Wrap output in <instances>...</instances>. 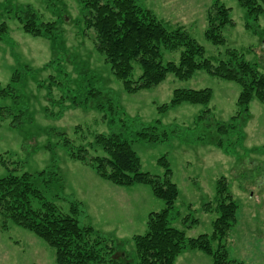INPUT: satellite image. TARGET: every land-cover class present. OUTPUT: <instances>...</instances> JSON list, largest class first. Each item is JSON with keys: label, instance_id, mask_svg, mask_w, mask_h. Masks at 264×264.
Listing matches in <instances>:
<instances>
[{"label": "rangeland", "instance_id": "1", "mask_svg": "<svg viewBox=\"0 0 264 264\" xmlns=\"http://www.w3.org/2000/svg\"><path fill=\"white\" fill-rule=\"evenodd\" d=\"M214 1L137 3L164 22L184 27L213 63L232 48L264 71V2L254 17L238 0H219L229 7L232 23L222 27L224 42L214 45L204 34ZM27 11L40 21H53L52 35L25 32L17 14ZM1 22L6 34L0 38V87H13L0 95V108H5L0 177L9 171L31 173L34 186L59 211L70 214L71 202H79L81 223L120 241L119 250L135 257L131 237L145 231L148 214L163 207L162 199L146 184L111 183L70 157L65 147L68 141L86 144L97 133L123 132L132 139L142 171L161 176L165 166L159 159L168 161L178 189L173 226L187 236L210 234L221 199L217 186L223 184L230 196L224 201L236 204L235 222L222 240L227 258L264 264V101L254 98L241 111L238 83L202 68L185 79L167 74L150 88L126 91L95 48L80 0H0ZM178 59V50L163 53L164 61ZM205 87L211 89L207 104H168L176 88ZM155 122L168 130L165 140L135 139ZM199 253L181 252L173 264H211L210 256ZM0 264H57L55 248L0 215Z\"/></svg>", "mask_w": 264, "mask_h": 264}, {"label": "trees", "instance_id": "2", "mask_svg": "<svg viewBox=\"0 0 264 264\" xmlns=\"http://www.w3.org/2000/svg\"><path fill=\"white\" fill-rule=\"evenodd\" d=\"M83 22L94 30L95 48L111 67L112 74L123 81L128 92L150 88L167 74L188 78L196 69H205L212 75L233 80L240 86L237 103L241 111L248 110L256 98L264 101V71L244 59L236 49H226L217 62L204 56L205 49L184 27L170 25L159 19L137 0H80ZM247 12L257 17L263 11L264 0H238ZM25 32L52 35L54 22L40 21L33 11L17 14ZM232 23L229 7L215 0L207 14L205 37L214 45L222 44V27ZM6 34L5 22L0 23V38ZM179 51L177 62L163 60L165 51ZM138 72V74H137ZM18 72H14V77ZM12 85L0 87V95H7ZM211 97L208 87L176 88L169 105L184 101L207 104ZM167 104H163L162 108ZM5 108H0L4 114ZM168 130L155 122L137 132V140H165ZM68 155L89 166L98 176L120 186L146 184L153 195L163 201L160 210L151 211L143 233L133 234L135 257L119 250L114 238L95 232L91 225L81 223L80 203L72 201L71 213H62L46 200L34 186L29 172L9 171L0 177V215L21 228L27 229L55 248L57 264H173L176 257L188 249L199 250L210 256L211 264H243L227 258L222 240L235 222L236 204L224 201L230 198L225 186L219 184L217 217L212 232L187 236L183 229L172 225V209L178 195L176 184L170 179L171 170L165 156L159 163L165 166L163 175L142 171L140 159L132 147V139L123 132L97 133L86 144H65ZM92 148V152H90ZM101 150L100 153L97 151ZM220 182V181H219ZM223 193H226L224 195ZM216 241V246L213 242Z\"/></svg>", "mask_w": 264, "mask_h": 264}, {"label": "crops", "instance_id": "3", "mask_svg": "<svg viewBox=\"0 0 264 264\" xmlns=\"http://www.w3.org/2000/svg\"><path fill=\"white\" fill-rule=\"evenodd\" d=\"M191 249H188V250H186V251H183V252H185V253H188V251H190ZM196 252H197V254H200L199 253V250H195ZM183 254V253H182ZM179 256V255H178Z\"/></svg>", "mask_w": 264, "mask_h": 264}]
</instances>
